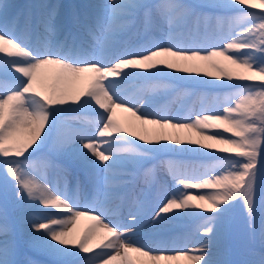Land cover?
Listing matches in <instances>:
<instances>
[{
	"label": "snow or ice",
	"instance_id": "1",
	"mask_svg": "<svg viewBox=\"0 0 264 264\" xmlns=\"http://www.w3.org/2000/svg\"><path fill=\"white\" fill-rule=\"evenodd\" d=\"M11 7L0 0V182L5 200L11 184L17 199L56 210L52 215L57 218H41L45 222L27 219L39 237L34 247L52 257L53 264H232L223 258L229 213L240 204L254 229L257 182L264 179V0H203L199 5L232 9L233 17L201 12L182 0H108L91 20L73 15L92 37L94 43L87 46L74 36L70 42L45 39L31 45L24 34H13ZM56 17L52 8L43 18L45 36L57 32ZM138 21L137 39L121 41V33ZM245 24L251 26L235 31ZM30 31L29 21L25 32ZM46 68L54 72L50 80L42 73ZM164 77L192 88L235 91L222 110L214 103L206 107L201 97L199 111L185 107L172 115L157 101L161 91H178L175 84L160 83ZM81 80L86 86L74 91L72 85ZM137 80L146 83L129 93ZM85 110L94 117L66 131L60 118ZM117 110L130 114L126 122L117 119ZM53 130L52 153L82 168L106 200L119 199L132 169L160 153L192 152L212 156L213 162L197 166L169 160L173 188L154 214L137 200V213L127 225L105 222L108 210L103 205L80 211L68 192L49 187L46 177L27 170L29 158L48 144ZM260 207L264 210V192ZM146 216L156 223L201 221L197 246L189 248L180 239L154 241L155 246L132 241L130 234ZM81 217L90 223L75 235ZM9 233L5 209L0 236ZM261 235L264 239V230ZM18 254L15 241H0V264H21ZM245 264H264V253Z\"/></svg>",
	"mask_w": 264,
	"mask_h": 264
},
{
	"label": "rangeland",
	"instance_id": "2",
	"mask_svg": "<svg viewBox=\"0 0 264 264\" xmlns=\"http://www.w3.org/2000/svg\"><path fill=\"white\" fill-rule=\"evenodd\" d=\"M41 2V9L40 11H42L40 13V16L42 18H44L46 16V14L52 10V8L56 9L57 12V17H56V26H57V32L54 35H47L45 36L44 33V28H41V32L43 33V40L46 39L47 42L51 43V44H57V37L56 34H59L60 30L62 29V20L64 19L65 13L63 11V3L64 0H37ZM71 3V13L72 14H82L81 16H83V18L85 16L89 17L83 9H81V7L79 6V4H81V2L83 0H69ZM5 3L9 4V5H16L17 0H4ZM78 4H76V3ZM150 3H157L158 0H149ZM183 3L186 4H190L193 6H197V10L201 11V12H211L214 15H219V16H223V17H233L234 15H236L235 11L232 9H210V8H205V7H199V5L202 4L203 0H182ZM92 6H94L93 8H95L97 5L93 4ZM12 8V7H11ZM9 9V20H10V10ZM80 16V17H81ZM13 17H17L14 25L11 24L12 27L15 28V31H17V29H19V27L21 26V20L23 18V14L19 13L17 15H13ZM29 18V16H28ZM12 21V19H11ZM256 23H259V21H256ZM251 24H245L243 26L240 27H236L235 31L236 32H240L244 30V27H250ZM32 28V27H31ZM228 26L225 25L223 28V32L225 34H227L228 32ZM14 31V32H15ZM137 31V29H136ZM125 32L121 33L120 37L124 34ZM28 34H31L30 32H25V36H28ZM132 35H135V33H133ZM136 38L133 37H128L126 39L127 40H136L137 36L135 35ZM29 40H30V35H29ZM211 43H218L217 40H212ZM224 43H227V40H224ZM229 54H232L231 52H229ZM216 59H221L222 58H216ZM208 70H213V69H208ZM214 71V70H213ZM205 79H215L214 77H205ZM226 79V78H225ZM135 85L137 86V88H139L140 86L144 85L146 82L144 81H140L137 80L134 82ZM160 83H172L175 84L178 88V91H170L173 92L174 95L172 96V98L168 99V100H164V98L166 97V94L169 91H161L159 93V95L157 96V101L159 104H161L162 106H164L167 110V112L169 114L175 115L177 112H179L182 108L184 107V101L185 98L187 99V97H192V101L191 103H189L186 107L188 108H193L196 111H199L200 107H201V97H204V104L207 107L208 104H216L218 107H221L222 110V106H228L227 104H224V100L226 97H228L233 91H235V89L233 88H229V87H213L211 85H204V86H200L197 88H192L188 85H185L183 82L181 81H172L170 78L168 77H164L162 78V80L160 81ZM237 83H242L237 81ZM223 89H226V92L222 91ZM187 92L189 93L188 95H184L183 93ZM191 93H195L194 95ZM218 98V99H217ZM88 111V110H87ZM78 113L81 114H85V112H71L68 113L64 116H62L60 119L62 121H65V123L68 126V128H64L66 131L71 132L72 130H74L75 128L68 123L66 120H68V118H71L72 116L70 115H77ZM78 114V115H81ZM205 114H213V113H205ZM83 116V115H82ZM84 117V116H83ZM82 117V118H83ZM84 119V118H83ZM211 134V133H210ZM226 136H229L230 134L225 133ZM56 133H52V138L51 139H55ZM193 138L194 134H193ZM192 147V146H189ZM198 147V146H196ZM46 151H48V148L46 149V145L41 148L38 152H36L34 154L33 157H30L29 159L31 160H37L39 159L40 154H45ZM202 151H206V150H202ZM162 153L158 154L156 157L160 156ZM180 155L183 153H179ZM184 158L182 159V163H186V164H195L197 166L204 164V163H208V161L211 159L212 156L209 155H202V154H197V153H192V152H187L184 153ZM223 155V154H221ZM47 155H43L42 157H45ZM37 157V158H36ZM154 157V158H156ZM179 157V156H178ZM29 171L30 174L35 175V173H33L32 167L29 166V168L27 169ZM136 170H139V167L136 166V168L132 169V172L134 173ZM150 174V172H149ZM150 177V176H149ZM165 178H167V183H170V189H169V193L171 191V189L173 188V181L170 177L169 174L165 175ZM146 181L147 184L151 183L152 180H154L153 178H147L146 176ZM151 179V181H150ZM196 182V181H193ZM264 179H258L257 182V192H256V213H255V227L254 229L250 228L247 222V217H246V213L244 212L242 206L240 204H236L234 206V208L232 209V211L229 213L228 216V224H227V229H226V234L230 237L231 241L233 242V247L231 249V252H228L227 254V260L229 261H235V264H240L244 261H250L248 260V255L250 256L249 251H253L255 250L257 243L259 242V236L261 233V223L258 221V218H264V210L261 209L260 207V197H261V193L264 192ZM125 184H123L124 186ZM122 187V186H121ZM194 190L195 189H190L189 191H191L194 194ZM168 192H162L161 194H158V196L156 197H160L159 199H157V203L156 205H154V210L151 211V213L154 214L155 210H158V206H162L163 202H166V198H167V194H169ZM143 193H141L142 195ZM148 194V192H146V195ZM136 195V194H135ZM141 195L138 197L141 199ZM151 194H148L147 196H149ZM150 202V201H149ZM149 206L152 205L150 203H148ZM32 206L29 205L26 201H22L17 199V197L14 194L13 191V187L11 184H9L8 188H7V199L5 200V189L3 187V183L0 182V222L4 221V210L6 209L7 212V222L9 224L10 227V233L8 237H3L4 239H8L10 241H15L17 247H18V257L17 259L20 262H25L26 264H30V262L32 261H41L45 264H53V258L52 257H44L41 256L39 253H36L35 250H37L38 248L34 247L33 244H28V245H23L22 242H19V238H18V232H13V224L17 223L18 221V217L17 215L22 214L23 212H30L33 208H31ZM149 209H151V207H149ZM84 210V209H83ZM37 211V210H35ZM32 212V211H31ZM50 211L48 212H40L37 211V213H34V216L36 218V220L38 222H42L44 221L43 217H55L54 215H49ZM132 215H136V214H127V217H131ZM115 218H117L118 216L115 215ZM155 223L153 220H151L149 218V222L145 223V226H143L142 228H147L150 229L151 232L147 231L146 236L147 237H151L155 234L156 230L158 228H166L164 230H168L170 229L169 227L172 228V226H187V233H196L199 234L198 232V228H199V224L201 223V221L195 219V218H184V219H180V220H175L167 225L164 226H155ZM155 226V227H154ZM138 227V226H137ZM191 227L195 228L193 230H191ZM178 230H181L180 228ZM159 231V230H158ZM185 233V232H184ZM15 234H17V239L14 237ZM75 234V233H74ZM200 235V234H199ZM155 238V237H154ZM156 240L158 241V238H156ZM40 251V250H39ZM42 252V251H41ZM235 255V258H234ZM41 256V257H40ZM51 259V260H48Z\"/></svg>",
	"mask_w": 264,
	"mask_h": 264
},
{
	"label": "bare ground",
	"instance_id": "3",
	"mask_svg": "<svg viewBox=\"0 0 264 264\" xmlns=\"http://www.w3.org/2000/svg\"><path fill=\"white\" fill-rule=\"evenodd\" d=\"M108 0H83L82 2V8L84 10H86L87 12H91L95 17L100 14L103 11V5L107 4ZM93 4L97 5L95 8H93L94 6H92ZM19 12L16 13L17 14ZM27 20H25L26 22ZM32 25L34 26H43L42 24V19L39 16V14H34L33 15V20H32ZM11 26V25H10ZM25 26L26 24H24L22 26L21 29H18L16 32H14L13 34L16 36H21V34H23V32L25 31ZM124 40V39H123ZM83 43H85V46L87 45H91L93 44V40L92 37H84L83 38ZM43 75L50 80V78L53 76L54 72L52 69L50 68H46L44 70H42ZM19 75V74H17ZM86 81L81 80V81H77L72 85V89L74 91H78L82 88H84L86 86ZM130 114L128 113H123L120 110H117V119H119L122 123L126 122V120L129 118ZM77 120V122H76ZM74 120L76 122V124L83 125V121L85 119H76ZM102 126V125H101ZM64 128H67L66 126H63ZM54 133L55 130H53ZM54 139H50L48 144H47V148L48 151H50L48 153L47 156L42 157L39 156V159H37L36 161L31 160L30 159V166H35V173L36 176L38 178H44L46 177V182L48 183L49 187H52L54 189L58 188L60 191L62 192H68V194L70 196H72L73 202H75L76 204L79 205V210L83 209V208H88L89 205L95 204V206L97 208H100L101 205H103V207L108 210V214L104 217L105 222L107 221H112V222H119L121 225H127L131 219V217H127V214H136L137 213V206H136V201L137 200H141L138 197L141 195V193L138 191L135 192V188L138 189L139 185L143 186L147 184L146 179H144L145 176H147L148 171L150 168V164H151V159L146 160L144 162H146L145 164H143L142 166H144L142 168L141 171V176L142 178L136 182L134 189L132 188L129 192H127L125 194V196L122 198V196L119 194V199H111V201L106 200L105 196L103 194V189L101 188L100 191H97L94 186L93 183L88 179V177L85 174V171L74 165V167H70L69 165L64 164L65 159L63 157H57L55 156L52 151H51V146H52V142ZM171 143V142H169ZM173 147H180V146H176L173 145ZM179 153H187V152H166V153H162L160 156L154 158L157 159L155 162H153L154 165H156L157 170H159L160 172H168L167 171V162L169 160H173L175 157V154H179ZM170 155H173L172 157H169ZM48 157H50L51 160L54 161L53 165L52 163H50V161L48 160ZM153 159V158H152ZM174 161H182V158L179 157H175ZM213 162V157H211L209 163H204V165H208L210 163ZM152 164V165H153ZM57 165H63V167L67 168L66 172H63L60 170V168L57 167ZM152 166H151V170H152ZM155 171V170H154ZM200 171H203V169H200ZM159 173V172H158ZM160 175H163V173H160ZM127 177V176H126ZM79 182V190H76V186L77 183ZM128 185H131V182L128 183ZM122 191V189H119ZM136 193V195H135ZM204 194V190H194V195H201ZM122 200V208L121 211L118 210V207L116 206V204H119V201ZM157 203V202H156ZM158 204V203H157ZM33 207H36L37 209H40L41 211H45L48 212L50 211L49 215H52L53 213L56 212L55 209H51V210H43V206L42 205H38V204H32L31 205ZM34 209V208H33ZM32 209V210H33ZM31 210V211H32ZM30 212H23L22 214L17 215L18 222L13 224V232H18L19 235V241L22 242V244L25 245H30V244H37L39 242V237L37 236V234L33 231V229L31 228L30 224L27 222L28 218L34 219L36 220L34 213ZM81 211V210H80ZM115 211H118L121 216H120V220L118 219H109V217L111 215H113V213ZM144 211H147V206L145 207ZM97 215L99 214V211H97L96 213ZM55 216V215H54ZM50 218H57L55 217H51ZM107 220V221H106ZM258 221L262 224L261 225V233L262 230H264V218H258ZM45 222V221H42ZM149 220L144 219V221L138 225V227L135 228L134 233L130 234L129 239H131L132 241L138 242L139 244H153L154 241H157L156 238H161L160 235H156L155 238L153 237H147L145 235L144 232L149 231L150 229L147 228H142V226H145V223H148ZM90 223V221L88 220L87 217H81L75 225V235H79L80 233H82L86 227L88 226V224ZM169 223H155V226H164L167 225ZM154 226V227H155ZM69 227H72V225H69ZM174 227V226H172ZM171 228V227H169ZM162 229H166V228H158L155 230H162ZM195 228L191 227V230H193ZM181 230H185V229H181ZM163 233V232H160ZM260 233L259 236V242L257 243V246L255 247L256 249L253 250L252 252L249 251L250 256L248 255V260L252 261V260H256L259 258V256L264 253V239H262V235ZM101 234H98L95 238V240H99ZM17 239V234H15L14 236ZM176 239H180L182 240L187 247L189 248H194L197 246V243L200 239V235L196 234V233H190L188 234L187 231L184 233V231H171L169 233L166 234L165 237H163L162 240L165 241H173ZM0 240H3V237H0ZM160 241V240H159ZM153 246H155V244H153ZM171 246V245H169ZM233 247V242L231 241L230 237L226 234V238L224 241V249H223V258H227V254L228 252H231V249ZM37 251V252H36ZM36 253H39L41 256L44 257H50L48 255H46L45 253L39 251L38 249L35 250ZM40 256V257H41ZM32 262H36V264H45L41 261H32ZM244 261L240 264H245ZM232 264H235V261H232Z\"/></svg>",
	"mask_w": 264,
	"mask_h": 264
}]
</instances>
